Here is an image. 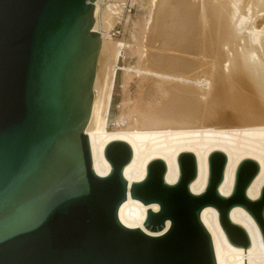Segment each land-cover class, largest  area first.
I'll return each mask as SVG.
<instances>
[{
    "label": "water",
    "instance_id": "obj_1",
    "mask_svg": "<svg viewBox=\"0 0 264 264\" xmlns=\"http://www.w3.org/2000/svg\"><path fill=\"white\" fill-rule=\"evenodd\" d=\"M95 0H0V264H216L210 235L200 220L204 206L234 247L249 246L245 231L229 221L234 205L257 224L264 243V184L254 200L246 187L258 163L242 159L231 194L218 192L226 162L209 153L204 192L193 194L190 151L177 157L179 177L164 183L165 163L153 159L145 177L127 188L123 166L131 148L112 139L103 153L105 176L92 168L86 128L105 60L93 29ZM130 191L146 210L129 228L118 207ZM245 264V263H244Z\"/></svg>",
    "mask_w": 264,
    "mask_h": 264
},
{
    "label": "bare ground",
    "instance_id": "obj_2",
    "mask_svg": "<svg viewBox=\"0 0 264 264\" xmlns=\"http://www.w3.org/2000/svg\"><path fill=\"white\" fill-rule=\"evenodd\" d=\"M101 1L93 3V29L104 41L105 60L86 128L96 174L110 171L103 150L112 139H122L131 148V158L123 166L127 188L142 180L147 164L157 158L166 166L164 183H175L177 157L190 151L196 176L188 189L199 194L207 184V157L220 150L226 162L218 192L231 194L239 162L251 158L259 169L245 194L250 200L258 198L264 184V0H136L148 2L149 15L143 23H134L132 42L108 33L119 20L115 14L125 8L123 0L106 5L99 19ZM121 50L122 97L117 118L108 125ZM148 208L158 211L159 204H143L127 191L118 218L129 228L160 235L170 220L157 231L146 229L142 223ZM228 218L245 231V249L229 243L214 207L204 206L200 212L216 264H264V243L254 219L238 205L230 208Z\"/></svg>",
    "mask_w": 264,
    "mask_h": 264
},
{
    "label": "rangeland",
    "instance_id": "obj_3",
    "mask_svg": "<svg viewBox=\"0 0 264 264\" xmlns=\"http://www.w3.org/2000/svg\"><path fill=\"white\" fill-rule=\"evenodd\" d=\"M111 2L114 1L102 0L99 3L100 5L98 6L99 19L103 15L104 12L103 9H105L106 5H108ZM121 2H123V4L125 3V8L122 9V13L115 14L116 16L119 17V20L114 21L108 33L113 39L120 40L123 38L125 41L132 42L134 39H132L131 37L132 35L131 31L134 23L135 24L139 22L143 23L146 16L149 15L147 13L148 2L142 4L136 0H123ZM151 16H152V12H151ZM124 58H125V53L123 50H121L117 59L116 74L114 78L113 88L111 90V101L109 104L108 112L106 114V116H108V125H112L115 122L119 110L120 100L122 97V88H123L122 82H123V73H124L123 70Z\"/></svg>",
    "mask_w": 264,
    "mask_h": 264
}]
</instances>
